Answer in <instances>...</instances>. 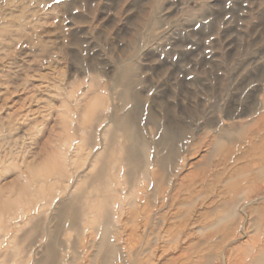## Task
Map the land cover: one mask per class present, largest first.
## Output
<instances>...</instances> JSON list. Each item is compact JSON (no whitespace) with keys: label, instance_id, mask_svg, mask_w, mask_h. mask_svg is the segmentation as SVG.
<instances>
[{"label":"rangeland","instance_id":"rangeland-1","mask_svg":"<svg viewBox=\"0 0 264 264\" xmlns=\"http://www.w3.org/2000/svg\"><path fill=\"white\" fill-rule=\"evenodd\" d=\"M126 115L146 179L121 161ZM106 220L113 264L264 255V0H0V264L51 234L58 264H100Z\"/></svg>","mask_w":264,"mask_h":264},{"label":"bare ground","instance_id":"bare-ground-1","mask_svg":"<svg viewBox=\"0 0 264 264\" xmlns=\"http://www.w3.org/2000/svg\"><path fill=\"white\" fill-rule=\"evenodd\" d=\"M130 70H126L120 74L119 79L127 80L129 77ZM126 91L122 93V98L124 100L126 99ZM132 118H129L127 115L124 117H121L116 120L115 126L117 129L121 130L124 135V141L125 146L122 152L121 161L124 166L127 167V176L129 180H132L137 175H139V178L146 179L147 171H145L146 167V151L147 148L144 144L140 143L137 140L136 135L133 133L132 128ZM170 160V154L168 156H164L158 159V163L161 166H166L167 162ZM115 156L108 154L106 157H104L101 160V170L103 172L102 178L107 181V183L112 181V175L111 169L112 166L115 164ZM116 172V171H115ZM110 185V184H109ZM108 185V190L109 189ZM91 194H88L87 191H81L80 196L77 197V202L80 198L78 207L70 214L66 213L68 215L69 224L71 223V226H75V224L83 218L84 213L87 214L88 209L90 208V205L88 206V202L92 200ZM92 202V201H91ZM90 204V203H89ZM72 205V204H71ZM71 205H66L69 208H72ZM86 207L88 208L87 210ZM84 208V209H83ZM67 209V208H66ZM84 211V212H83ZM87 211V212H86ZM232 215V214H231ZM85 218V217H84ZM69 226V225H68ZM69 228V227H68ZM94 229V228H93ZM112 230H111V223L109 221L103 222L100 226L96 227L94 229V236H95V252L94 257H97L98 255H102L100 264H113L114 261L118 258L117 249L115 248L113 242H112ZM59 245V242H57V237L54 236V234H51L48 236L47 244L44 247L43 250V258L42 260L38 261L36 264H58V255H57V246ZM264 263V255L259 254L256 256L251 264H262Z\"/></svg>","mask_w":264,"mask_h":264}]
</instances>
